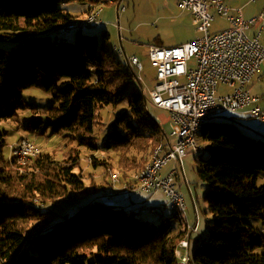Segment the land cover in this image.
<instances>
[{
  "label": "trees",
  "instance_id": "1",
  "mask_svg": "<svg viewBox=\"0 0 264 264\" xmlns=\"http://www.w3.org/2000/svg\"><path fill=\"white\" fill-rule=\"evenodd\" d=\"M73 1L112 0H0V40L16 43L0 47V121L29 111L28 134L65 135L76 151L62 159L41 151L22 168L6 156V130L0 131V264H181L176 251L182 240L189 249L191 229L174 228L176 212L155 224L137 216L136 208L95 197L62 214L38 204L87 191L89 185L74 173L80 147L106 152V161L92 156V168L103 166L105 174L116 169L128 185L169 139L149 105L161 108L145 92L125 90L137 74L127 59H113L106 30L101 40L80 28L73 41L61 36V26L76 18L63 8ZM31 87L49 93L51 104L23 102L24 89ZM123 104L98 142L99 110ZM198 136L209 144L210 155L199 152L195 160L214 228L189 251L187 264H264V234L248 220L264 218V184H257L264 141L241 133L233 120L207 121ZM38 222L42 226L25 243Z\"/></svg>",
  "mask_w": 264,
  "mask_h": 264
},
{
  "label": "rangeland",
  "instance_id": "2",
  "mask_svg": "<svg viewBox=\"0 0 264 264\" xmlns=\"http://www.w3.org/2000/svg\"><path fill=\"white\" fill-rule=\"evenodd\" d=\"M113 3L108 2L103 6V10L99 15L104 18V24L93 25L87 27H81L80 31L84 33H89L96 35V37L102 39V31L106 30L109 34V38L105 41V47L111 51L113 59L124 60L129 57V55L120 56L113 48L121 47V42L127 45L126 53H134L137 55L143 65V71L139 72L133 79L128 83L125 90L130 92L134 87L148 94V91L155 82V67L151 65L148 56L146 46L148 44H159L162 46H173L181 44L190 40H193L200 33L197 26L193 23V16L188 13H182V11L177 7V0H112ZM118 1V2H117ZM228 5L242 6L245 16L248 15H258L260 11L264 8V0H256L254 2H249L248 0H226ZM82 2L73 1L63 5L64 10L69 9L70 14L75 17L82 14L83 8ZM119 5V11L116 7ZM124 7L121 11L120 8ZM121 12V13H120ZM69 13V12H68ZM106 13V14H105ZM104 14L106 16H104ZM119 17V18H118ZM214 22L213 26L219 27L220 25H226V22L218 18ZM97 24V23H96ZM256 29H259L258 24L252 25ZM79 28L69 30L63 33L61 36L65 39L74 40V36L78 32ZM252 30V29H251ZM51 36L54 37L55 30L52 31ZM250 34V32H248ZM262 41L264 40V30H262L261 35ZM16 43L14 41H4L0 40L1 48H13ZM140 76V80H139ZM257 77L249 84L248 90L251 94H262L264 93V63ZM230 88L227 86L219 85L218 91L220 93L230 92ZM23 102L37 105L40 108L51 104L52 97L49 93H45L38 88H27L24 89L22 95ZM126 105H120L116 107L107 106L103 107L98 112L97 123L94 128V134L98 137V142L102 141L105 137L106 131L110 129V121L125 109ZM151 112L160 118L161 121H165L164 112L154 109L149 105ZM30 115L29 111H24L18 114L17 117L7 120L6 122L0 121V131L6 130L5 141L7 142L6 156L11 157L10 147L12 144L17 143L20 138L28 137L35 144H37L42 152H50L56 159L68 158L69 156H74L75 145L70 140H67L65 135L60 134H50L36 135L28 134L24 129L25 120L28 119ZM233 120L238 130L246 135L252 136L254 138H260L264 141V122H260L256 118L249 115H235L226 114L223 116H216L208 121L226 122ZM163 131L167 136L170 135L171 128L169 126L168 120L162 124ZM171 137V136H170ZM166 141V139H165ZM197 145L204 146L207 151L202 153V157H207L210 155L209 144L202 140L200 136L196 139ZM79 149V161L77 167L74 169V173L80 174L83 181L88 184L87 191L85 193L69 194L67 199L57 200L54 204L38 203L45 210L53 212L56 211L62 214L64 210L68 208L70 210L75 205H80L82 202H86L90 198L95 197L97 202H102L106 204H118L125 209H131L138 206V203H129L122 197L121 194H117L114 197H103L100 195L106 186L107 181L110 180L111 174L116 172V169L110 170L109 173L105 174L103 166H97L92 168V156L98 157L101 161H106L107 153L99 151H90L87 148ZM201 153V152H200ZM199 151L194 148H189L187 150L186 156L182 159V166H178V173L174 178V183L177 189H179L184 196L187 209L185 214L180 215L177 218L170 220L173 223L174 228L185 229L187 232L190 231L191 226H198L191 230L190 246L188 249V244L180 246L179 250L176 251L177 258L181 264H187V254L192 251L196 244L200 241L201 237L208 234L210 230L214 228L213 216L207 208L206 202L203 200V195L206 192V187L204 182H202L198 175L196 169V156ZM28 163V162H27ZM175 161H170L163 169H169L171 164ZM17 165V164H16ZM18 166V165H17ZM23 168V167H22ZM114 168V167H113ZM122 184V183H121ZM257 184H264V171L258 172ZM98 187V188H97ZM103 190V191H102ZM73 195V196H72ZM70 197V198H68ZM37 202V199H35ZM150 206L151 203H149ZM155 207L156 211L151 210H140L135 214L139 217L146 218L152 223H159L161 220H166L168 222L174 209L170 206L165 197L157 204ZM51 209V210H50ZM76 210H73L75 212ZM55 215H52L51 220L56 219ZM57 216V215H56ZM249 223L255 228L260 229L264 234V218L260 217H249ZM188 222V223H187ZM35 225H41L40 222Z\"/></svg>",
  "mask_w": 264,
  "mask_h": 264
},
{
  "label": "built area",
  "instance_id": "3",
  "mask_svg": "<svg viewBox=\"0 0 264 264\" xmlns=\"http://www.w3.org/2000/svg\"><path fill=\"white\" fill-rule=\"evenodd\" d=\"M89 5H97L94 15L86 20L77 18L61 26L60 30L96 25L103 4H85ZM177 7L192 14L200 34L193 40L173 46H146L148 59L156 73L148 95L153 105L168 113L171 128L168 142L163 143L159 155L148 167L147 175L133 179V189H124L117 176V182H109L101 193L103 197L121 194L127 202H132L131 192L147 195L162 193L172 208L183 204L187 209L183 193L176 188L174 178L179 171L177 162L181 167L187 150H199L193 144L197 118L208 114H235L249 115L264 122V94L254 95L248 90L264 62V42L261 40L264 11L245 18L241 7L231 8L225 0H177ZM123 9L122 6L120 10ZM217 17L223 18L227 24L214 31L212 24ZM254 24H260V27L250 35L248 30ZM128 62L136 74L143 71L137 55H130ZM219 85L229 87L230 92L220 93ZM10 151L11 156L21 159L22 155H29L31 159L38 153L37 144L26 136L25 148H17V143H14ZM172 160L175 163L164 173V167ZM146 203L138 205L145 206ZM194 227L198 228L191 226L192 230Z\"/></svg>",
  "mask_w": 264,
  "mask_h": 264
},
{
  "label": "bare ground",
  "instance_id": "4",
  "mask_svg": "<svg viewBox=\"0 0 264 264\" xmlns=\"http://www.w3.org/2000/svg\"><path fill=\"white\" fill-rule=\"evenodd\" d=\"M94 12H97V5L86 6V11H85V14L83 16L76 17L73 20L69 21L68 23L76 21L77 18H78V20H86L87 17H90V16L94 15ZM87 26H93V25H80V26L74 27V28H72L70 30H73V29H76V28H81V27H87ZM61 32H67V31H61ZM114 50H116V52H118L119 55H123V51H122L121 48L114 47ZM127 60H128V58H127ZM216 116H223V115H221V114H208V115H203V116L197 118V125H196V128L193 131V144H196V146L199 147L198 151L201 152V153L206 152L207 149L204 146H202V145H197V143H196L197 136H198V134L200 132V129H201L202 125L204 123H206L209 119H211L213 117H216ZM17 148H25V137H22V138L19 139V141L17 142ZM162 148H163V142L159 143L156 146V148L153 151V154H152V157H151L150 161L148 163H146L145 166L139 172H137L135 175H133V179H140L141 177H145V175H147L148 167L151 165L153 160H155L156 157L159 155V152L161 151ZM37 151H38V153L36 155H33V158L39 156L40 153H41V148L38 145H37ZM11 157L13 158L15 163L18 166H20V167L24 166L30 160L29 159V155H22V159L21 158H17V156H11ZM117 176L120 179V174L117 171L114 172L113 174H111L110 182H117ZM123 188L124 189H133V182H131L128 185H126V184L123 185ZM135 208L138 211L145 210V209L146 210H151L152 212L156 211L155 207L154 206H150L148 203H146L145 206L138 205ZM173 209H174V212H176L178 215H180V213H182L184 215L185 214V210H186V208H185V206H183V204H176L175 208H173ZM188 227L191 228V225L189 224ZM39 228H40V225H35L28 232V234L26 236V239H25V243L35 236V234H36L35 232ZM191 230H192V228H191ZM31 234H34V235H31ZM183 243H187V241L182 240L180 242V246L181 247H182Z\"/></svg>",
  "mask_w": 264,
  "mask_h": 264
},
{
  "label": "crops",
  "instance_id": "5",
  "mask_svg": "<svg viewBox=\"0 0 264 264\" xmlns=\"http://www.w3.org/2000/svg\"><path fill=\"white\" fill-rule=\"evenodd\" d=\"M249 2H254V1H250V0H248ZM256 1V0H255ZM118 2V1H117ZM110 3H113L112 1L110 2ZM225 3L227 4V2H226V0H225ZM228 5V4H227ZM235 5V4H234ZM234 5H228L229 7H231V8H235V7H241L242 8V11H243V7L242 6H234ZM104 6V5H103ZM117 6V5H116ZM119 6V5H118ZM118 6L116 7V10L118 9ZM102 10H103V8H102ZM65 11L66 12H69V13H71L70 11H69V9H65ZM82 14H80V15H77V16H81V15H84L85 14V11H86V6H85V4H83V8H82ZM264 11V8L262 9V11H260V13L261 12H263ZM102 12V11H101ZM121 13V12H120ZM182 13H188V14H190V15H192L190 12H187V11H182ZM101 14V13H100ZM106 14V13H105ZM104 14V16H106ZM243 15H244V12H243ZM250 16H254V15H248V16H245L244 15V17L245 18H248V17H250ZM119 18V17H118ZM218 18H221V17H218ZM221 19H223V18H221ZM216 20H218L217 18L215 19V21ZM224 20V19H223ZM214 21V22H215ZM225 21V20H224ZM214 22H213V24H212V30H214V31H216V30H220V29H222L223 27H225L226 25H223V26H219V27H216V26H213L214 25ZM226 22V21H225ZM102 24H104V18L102 17V16H98V23L96 24V25H102ZM227 24V23H226ZM259 25V27H260V24H258ZM254 26V25H253ZM252 29V30H251ZM258 29H256L255 30V27H252L251 26V28L248 30V32H250V35H253L256 31H257ZM122 40V39H121ZM120 40V42H121V47L120 48H122L123 49V55H135L134 53H131V54H128V53H126V49H127V45H124V44H122V41ZM262 40V39H261ZM262 42H264V40L262 41ZM114 47H116V46H114ZM114 49V48H113ZM116 51V50H115ZM123 55H120V56H123ZM264 63V62H263ZM262 63V64H263ZM261 67H262V65H261ZM261 67H260V69H261ZM260 69H259V71H260ZM258 71V72H259ZM256 77L258 78V79H260V77H258V73H257V75H256ZM255 77V78H256ZM262 94H264V93H262ZM262 94H258V95H262ZM254 95H257V94H254ZM158 110H160V111H163L164 112V114L165 115H163L164 116V118H165V116H166V119L168 120V113L165 111V110H161V109H158ZM166 119H165V121H161V124H163L164 122H166ZM173 166V164H171V166H170V168ZM169 168V169H170ZM169 169H165L164 170V173H166ZM109 181V180H108ZM108 181H107V183H108ZM179 190V189H178ZM103 191V190H102ZM180 191V190H179ZM100 194H101V192H100ZM131 197H132V202L134 203H140V202H144V201H146L148 204L149 203H151V205L152 206H154V207H156V206H158L157 204L162 200V198L163 197H165L162 193H156V194H153V195H147V194H143V193H137V192H131ZM166 198V197H165ZM92 200V199H91ZM132 202H129L130 204L132 203Z\"/></svg>",
  "mask_w": 264,
  "mask_h": 264
},
{
  "label": "water",
  "instance_id": "6",
  "mask_svg": "<svg viewBox=\"0 0 264 264\" xmlns=\"http://www.w3.org/2000/svg\"><path fill=\"white\" fill-rule=\"evenodd\" d=\"M101 195V194H100Z\"/></svg>",
  "mask_w": 264,
  "mask_h": 264
}]
</instances>
